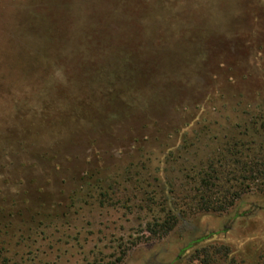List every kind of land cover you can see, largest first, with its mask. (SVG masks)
Returning <instances> with one entry per match:
<instances>
[{
  "label": "rangeland",
  "instance_id": "1",
  "mask_svg": "<svg viewBox=\"0 0 264 264\" xmlns=\"http://www.w3.org/2000/svg\"><path fill=\"white\" fill-rule=\"evenodd\" d=\"M0 264H264V0H0Z\"/></svg>",
  "mask_w": 264,
  "mask_h": 264
},
{
  "label": "trees",
  "instance_id": "2",
  "mask_svg": "<svg viewBox=\"0 0 264 264\" xmlns=\"http://www.w3.org/2000/svg\"><path fill=\"white\" fill-rule=\"evenodd\" d=\"M210 177V176H209ZM208 177V179L206 178L204 181H203V183H202V185H203V188H210V186H211V184H212V179H211V177L209 178ZM201 196H203V195H201ZM213 197H215V196H213ZM211 197H208V200L211 202V203H213V201H211V199H210ZM171 219H167L164 223H162L161 224V226H160V228L161 229H166L164 232L166 233V234H169L172 230H173V228H174V226H172L171 225V222L173 221L174 223L175 222H177V219L175 218V217H170ZM171 225V226H170Z\"/></svg>",
  "mask_w": 264,
  "mask_h": 264
}]
</instances>
